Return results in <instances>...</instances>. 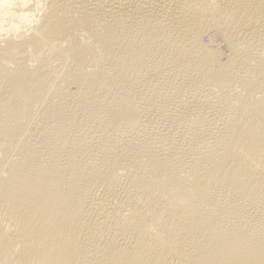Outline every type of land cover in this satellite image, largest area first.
<instances>
[{
  "label": "bare ground",
  "instance_id": "obj_1",
  "mask_svg": "<svg viewBox=\"0 0 264 264\" xmlns=\"http://www.w3.org/2000/svg\"><path fill=\"white\" fill-rule=\"evenodd\" d=\"M261 54L264 0H0V264H264Z\"/></svg>",
  "mask_w": 264,
  "mask_h": 264
},
{
  "label": "rangeland",
  "instance_id": "obj_2",
  "mask_svg": "<svg viewBox=\"0 0 264 264\" xmlns=\"http://www.w3.org/2000/svg\"><path fill=\"white\" fill-rule=\"evenodd\" d=\"M206 39H207V42H206ZM208 40H213V39H211V37H208V35L206 34V35H204L203 37H202V42L203 43H205L207 46H209L207 43H208ZM210 43H212V45L213 46H210L211 48H216V49H219L220 47H221V44H219L220 43V41H217V43L216 42H212V41H210ZM216 44V45H215ZM220 45V46H219ZM219 47V48H218ZM261 56H264L263 54H261ZM223 60V59H222ZM178 106V105H177ZM37 123H39V121H40V117H37ZM40 134H43V131H41L40 132Z\"/></svg>",
  "mask_w": 264,
  "mask_h": 264
},
{
  "label": "built area",
  "instance_id": "obj_3",
  "mask_svg": "<svg viewBox=\"0 0 264 264\" xmlns=\"http://www.w3.org/2000/svg\"><path fill=\"white\" fill-rule=\"evenodd\" d=\"M206 42H207V39H206ZM207 44H208L209 46H213L212 43H210L209 41H208Z\"/></svg>",
  "mask_w": 264,
  "mask_h": 264
}]
</instances>
